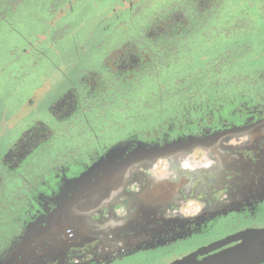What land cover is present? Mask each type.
Listing matches in <instances>:
<instances>
[{
	"label": "flooded vegetation",
	"instance_id": "1",
	"mask_svg": "<svg viewBox=\"0 0 264 264\" xmlns=\"http://www.w3.org/2000/svg\"><path fill=\"white\" fill-rule=\"evenodd\" d=\"M221 1H111L102 30L111 29L96 39H100L98 44L117 41L102 55L101 69L85 68L67 76L44 108L50 125L39 117L31 118L0 157V193L10 190L12 206L8 204L6 209L14 226L0 245V264H17L11 258L30 237L70 215L83 194L88 196L93 188L127 168L125 162L138 152L137 145H163L187 136L201 140L194 145L207 144L264 126V93L255 87L245 92L232 85L226 97L218 95L214 86L220 71L212 65L186 76L178 89L175 82L172 84L171 89L181 94V99L167 102L165 115L153 117L151 128L126 129L114 135L105 134L103 128L99 133L91 129L97 120L104 119L101 110L108 98L123 96L140 77L150 78L160 66L168 65L166 60L171 62L169 56L178 50L174 40H189L187 31L202 26L207 12H219ZM15 2L2 0L0 25L25 23ZM156 12L164 16L156 19ZM132 28L134 32L126 31ZM23 55L21 52L20 57ZM22 65L18 64V77L7 81V90H18V98L29 103L33 100L28 86L30 73ZM155 102L159 107V101ZM113 146L116 149L111 151ZM171 151L175 150H161L157 155ZM46 153L48 156L38 162ZM152 185L142 190L136 186L128 197L125 192L123 212L110 219L117 231L94 232L89 235V241L94 242L88 247L47 255L42 264H167L173 260L192 264L232 248L264 242V182L249 183L253 189L244 195L237 192L239 186L234 187V195L225 197L224 207L201 209L187 216L170 211L173 201H165L167 192L162 188L149 193ZM106 186L108 191L113 187ZM115 190L113 187L110 192ZM133 202L135 212L130 208ZM154 206L155 213H146ZM67 231L68 236L73 235ZM255 264H264V260Z\"/></svg>",
	"mask_w": 264,
	"mask_h": 264
},
{
	"label": "rangeland",
	"instance_id": "2",
	"mask_svg": "<svg viewBox=\"0 0 264 264\" xmlns=\"http://www.w3.org/2000/svg\"><path fill=\"white\" fill-rule=\"evenodd\" d=\"M111 1L16 0V11L22 13L25 23L22 26L15 23L0 31V56L17 45L18 49L12 57L19 59V52L25 54L31 63V82L35 88L32 90L33 100L26 103L18 98L17 90L8 92L7 81L0 77V157L17 131L25 127L31 118L39 117L50 125L44 108L55 97L67 76L85 68L101 69L102 55L117 41L105 40L98 44L100 39H96L101 34H109L111 29L102 30ZM247 2H251L252 6L247 7L248 3L243 7ZM221 3V7L218 6L220 11L214 13L215 28L209 29L211 13L207 12L201 19L202 26L187 31L189 40L183 43L174 41L178 50L169 56L172 68L165 74L169 66L159 67L156 75L159 74L153 82L155 94L151 96L147 89L146 93H141L142 89L138 88L136 92L126 94L128 104L116 98L111 102L108 98L103 114L105 119L97 120L92 125V131L99 133L103 127L105 134L114 135L128 129L131 124L127 120L130 110L134 106L143 109L148 104L151 106L152 97H157V94L162 98L158 102L161 108L172 100L179 101L181 94L169 89L171 82L184 76H194L199 68L206 69L211 64L220 63L219 76L226 81L231 79L229 86L236 81L240 83L243 78L252 81L253 75L264 69V0H222ZM256 11L262 12L263 19ZM163 16V12H156V19ZM9 17L16 20L14 16ZM133 30L135 28L126 31L131 33ZM190 37L204 39L191 40ZM165 42L168 43V40ZM24 48L25 51H21ZM215 52L221 53V59L215 56ZM221 82L220 86L223 85ZM157 84H163L160 87L162 91ZM153 105L157 106V103ZM227 146L231 149L223 150ZM42 155L38 162L48 156L47 153ZM253 182H264V126L224 136L207 144L146 157L128 166L103 185L93 188L88 196L83 194L75 211L30 237L11 260L17 264H42L47 255H56L72 247H88L94 242L89 241V235L107 229L116 230L115 222L110 219L123 212L124 201L132 195L127 196V193L136 186L142 190L153 184L147 190L149 193L162 188L167 192L165 201H173L170 211L187 216L195 215L201 209L224 207L225 197L234 195L231 193L234 187L239 186L237 192L244 195L253 189L249 185ZM107 183L116 190L110 192L113 191L110 186L108 191ZM9 191L8 188L0 193V201L12 206ZM131 206V211L135 212L136 203ZM156 210L154 206L146 213L152 214ZM10 214L8 211L5 219L10 220ZM67 230H71L73 235L68 236ZM182 262L173 260L167 264Z\"/></svg>",
	"mask_w": 264,
	"mask_h": 264
},
{
	"label": "trees",
	"instance_id": "3",
	"mask_svg": "<svg viewBox=\"0 0 264 264\" xmlns=\"http://www.w3.org/2000/svg\"><path fill=\"white\" fill-rule=\"evenodd\" d=\"M1 3H2V0H0V4ZM248 3H250V5H247ZM246 5H247V7H250V6H252V3L251 2H247L245 5H242V6L245 7ZM3 10H4V8L0 7V15L1 16H2V12L1 11H3ZM214 13H217V12H211L210 21L207 20L209 25H210L209 29L215 28V25L213 24L214 21H215ZM256 14L258 15V17L260 19H263L262 12L259 13V11H256ZM0 19H3V17L0 18ZM244 21H246V20H244ZM5 27H7V25L2 23L0 25V31H2L3 28H5ZM227 37L230 38L229 34H227ZM174 41H176V40H174ZM17 49H18V46L16 45L13 49L10 50L9 53H4L2 56H0V73H1L0 77L2 79L4 78L6 81H9L10 77H13V78L18 77V71L17 70L21 69L20 67H18V64L22 63L23 64L22 66H24V68H26L28 73H30V82L28 83V86H30L29 89H30V93L32 95V90L35 87H33V83L31 82V79H32L31 75H33L32 71L30 70L31 69V63L28 62L27 57L25 55H23L22 57H20L19 60L14 62L12 55L14 54V51L17 50ZM21 51H22V49H21ZM19 53H21V52H19ZM215 56H220L221 57V53L215 52ZM168 66H169V70L165 74H167L170 71V69L172 68L170 66V61H169ZM211 67H212V64L207 66V68H211ZM213 67L218 68V70L220 71V69H219L220 68V63H218L217 66L213 65ZM158 74L159 73H157V75ZM157 75H153L150 78L140 77L135 83H133V88L131 90H127V93L123 94V96H118V98H116V100L119 99L123 103L128 104L127 102H129V98H125L126 94L127 95L130 94L129 92H132V91L136 92V90H139V89L143 90V91L142 90L139 91L141 93H146L145 89H147V92L149 91L150 95L152 96L153 94H155L154 93L155 90H153V82L156 79ZM185 77L186 76H184L183 79L174 80L171 83L173 84L175 82L174 85L176 84V87H177L176 89H178V87L184 83ZM252 78H253L252 81L251 80H249V81L245 80V78L241 79L240 83L236 81V82H234V83H236V84H234V86H237V87L241 88V90L243 88L245 92H249V91H247V89H248V87L251 86V87H255L256 91H258V92L260 91V93H264V69L260 70V71H257L255 73V75H253ZM216 80H217V83H216L217 85L214 86V87H217L216 93L218 95H220V96L224 95L226 97V95L230 91L229 84L232 82L231 79L229 81L228 80L226 81V79H224L223 77L220 78V76H218L216 78ZM221 81H223V85L222 86H220L221 83H222ZM157 85L160 88L161 85H163V84H157ZM171 87H169V89H171ZM17 88H18V85L16 86L15 89H17ZM160 90L162 91L163 89L160 88ZM173 91L176 92V90H173ZM156 93H158V92H156ZM17 94H18V90H17ZM131 96H129V97H131ZM22 99H24V98H22ZM114 100H115V98H113L111 100V102L114 101ZM160 100H162V99L157 94V97H155V98L152 97V100H151L152 103L151 104L153 105L154 101H160ZM149 101H150V99H149ZM111 102H109V104ZM152 105L150 106L148 104V106H145L144 109L142 107L139 108L137 106H134L130 110L129 115L127 116V120H129L130 123H131L130 127L127 130H134V131L138 130L139 131V130H143V129L145 130L146 128H151L152 127V122L150 120H152L153 117H156L158 115H159V117H162L163 115H165L166 112H165V110H163L164 107L161 108L160 105H159V107L158 106H152ZM105 110H106L105 108H102L101 112L105 113ZM147 110H149V111L147 112ZM156 111L158 112V114L156 113ZM103 118H104V116H103ZM104 119H102V120H104ZM102 128L103 127H101V129ZM17 190H20L19 186L17 187ZM1 201H0V212H1L0 213V245L2 243H4L6 241V239L8 238V236H9L8 232L10 231V229H13V227L11 226V224H12L11 220L5 219V217H4V216H6L8 214L7 209H6L8 207V204H3L4 201L2 203H1Z\"/></svg>",
	"mask_w": 264,
	"mask_h": 264
},
{
	"label": "water",
	"instance_id": "4",
	"mask_svg": "<svg viewBox=\"0 0 264 264\" xmlns=\"http://www.w3.org/2000/svg\"><path fill=\"white\" fill-rule=\"evenodd\" d=\"M229 132L238 133L240 131L232 132V130H230ZM229 132H224V133H229ZM200 141L201 140L198 138H192L190 136H187L186 138L174 139L163 145H160L159 143L149 145L148 147H145L144 145H137L135 147V151L138 152L135 155H133L128 162H125V165L130 167V165L142 160L143 158H146L148 156L151 157L156 156L157 153L161 150H179L181 148L194 145ZM115 149L116 146H113L111 148V151ZM263 260H264V242L232 248L217 253L208 258L202 259L200 261L194 262L192 264H255Z\"/></svg>",
	"mask_w": 264,
	"mask_h": 264
},
{
	"label": "built area",
	"instance_id": "5",
	"mask_svg": "<svg viewBox=\"0 0 264 264\" xmlns=\"http://www.w3.org/2000/svg\"><path fill=\"white\" fill-rule=\"evenodd\" d=\"M72 233V232H71Z\"/></svg>",
	"mask_w": 264,
	"mask_h": 264
}]
</instances>
